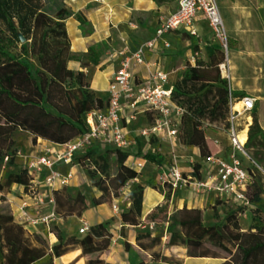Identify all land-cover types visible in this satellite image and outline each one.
Wrapping results in <instances>:
<instances>
[{
	"label": "trees",
	"instance_id": "16d2710c",
	"mask_svg": "<svg viewBox=\"0 0 264 264\" xmlns=\"http://www.w3.org/2000/svg\"><path fill=\"white\" fill-rule=\"evenodd\" d=\"M68 15L64 0H0V264H34L44 257H48L45 264H53V258L74 250H80V256L86 257L85 264H105L101 254L111 243L110 221L92 225L81 235H65L56 224L53 233L57 241L49 243L43 232L26 230L5 205V196L12 185L28 191L32 180L26 166L16 160L18 132L27 133L33 143L41 138L65 144L88 132L87 113L103 110L107 105V95L105 99L90 88L89 77L83 70L68 67L71 60L80 62L82 68L101 62L99 46L92 45L81 55L71 51L64 23ZM223 60V51L218 47L206 62L187 63L172 87L171 100L184 110L177 135L186 145L204 146L203 125L226 122L229 96L237 97L230 90L227 79L221 76L218 65ZM103 99L106 102L101 107ZM245 146L252 150L253 155H250L256 162L264 161V130L255 114ZM213 152L207 148L205 156ZM130 154L99 143L76 152L72 163L83 170L101 195L88 202L79 190L72 194L73 189L65 186L54 189L56 212L61 217L80 216L89 205L119 196L125 183L138 175L125 164ZM110 156L115 166L112 173ZM142 158L158 171L168 169L164 166V158L151 150ZM200 168V163L194 164L193 174L197 175ZM143 192L144 187L138 183L130 188L129 207L121 212L124 223L139 224ZM262 194L264 179L256 173L247 187V204L238 205L226 197L214 198L212 223H206L204 210L198 207L184 205L161 218L158 215L163 208L157 207L150 218L165 220L166 231L161 225L156 226L155 233L145 227L137 232L136 245L152 261L167 264L184 263L164 256L163 244L184 247L189 258L217 259L216 264H264V209L258 205ZM226 204L228 212L221 218L218 208H226ZM247 209L253 215L250 226L244 230L237 216ZM146 255H141L139 264H145Z\"/></svg>",
	"mask_w": 264,
	"mask_h": 264
},
{
	"label": "crops",
	"instance_id": "0c3cea01",
	"mask_svg": "<svg viewBox=\"0 0 264 264\" xmlns=\"http://www.w3.org/2000/svg\"><path fill=\"white\" fill-rule=\"evenodd\" d=\"M216 2L230 41L227 53L228 70L227 73H223L221 76L227 79L230 90L237 95V98L243 96L254 98V108L251 111V117L248 119L249 123L246 128V135L248 136L253 114L257 117L262 130H264V0H216ZM64 4L69 11L64 23L70 40L71 51L77 55L85 54L92 45L99 46L101 51V62L96 66L82 68L80 62L71 60L68 62V67L83 70L89 77L90 88L103 95L105 99L108 85L121 60V56L117 52L124 46L133 50L138 45L150 40L154 36L160 19L167 17L177 9L176 0H64ZM194 28L196 29V35H190L181 30H173L162 35L158 39L156 49L147 50L145 53L146 60L154 63L151 68L161 70L166 74V81L163 83L165 88L174 86L187 63L194 65L198 60L206 62L216 48L219 47L213 38L207 20L201 14L196 15ZM163 42H168L169 46L165 48ZM146 76V67L143 65L138 66L134 74L135 81L139 82ZM105 99L101 100V107H104ZM147 117H153L154 121L156 115L150 111L140 110L135 119L129 122L123 121L127 138L131 142L130 146L137 149L134 153L130 152L131 154L126 159L125 164L136 170L138 173L136 183L144 187L142 214L139 224L136 226L128 225L121 219V212L126 210L130 204L128 200L130 188L120 190L119 196L112 197L110 201L89 205L82 211L80 216H70V218H76L80 223L86 222L89 227L100 222L110 221L111 243L109 248L101 254L105 264H131V256L133 261L136 258L139 264L141 255L146 254L141 252L136 245L137 232L144 230L145 227L149 228L151 222L154 223V227L151 229L153 233H155L157 225H161L166 231L167 222L165 220L156 221L157 218H150V215L156 212L157 207L163 208V212L158 215V218H161L163 214L169 215L174 209L181 208L184 205L188 208L198 207L203 209L205 213L208 204H211L216 198L213 192H196L187 186L179 187L171 193L167 185L165 186L162 183V177L168 169L160 168L158 171L156 166L148 164L142 158L144 153L150 150L158 153L164 158V166L166 165L169 168L172 163H175L183 174L191 173L193 175L195 169L191 164L196 160L195 153L201 145H186L179 140L178 135L175 137H168L165 133L140 135L142 129L151 127L154 122L147 127H137L135 126L137 124L136 119H146ZM178 124L176 127H178ZM223 135L225 141L205 134L206 140L204 142L219 156L228 158L230 153L229 140L224 132ZM150 136L155 137L151 142L148 138ZM29 139L32 142L31 136H29ZM141 140H144V146L147 148L144 153L140 150ZM214 140L218 141V146H215ZM36 141L37 143L34 142V145H32L36 148L33 152L27 150L22 152L19 149L16 157L19 164L25 165L27 160L34 156L33 153L38 152L40 142L45 147L40 155L61 151L64 147V144H56L41 138ZM176 142L184 147L178 151L180 154L163 149L164 143L173 146ZM138 163L142 167H138ZM55 168L63 175H71L69 182L64 186L68 189L81 191L88 202L92 198H98L101 195V192L91 185L89 178L76 164L65 165L57 162ZM155 170L157 173H155ZM198 171L203 174L202 178L206 177L207 167L204 161L201 162V168ZM42 178L43 175L40 179ZM39 188L45 193L49 192L42 182ZM58 188L60 187L55 189ZM167 192H169V196H167ZM6 198L17 222H19L17 219L18 206L24 202L27 205V210L32 214L36 210L40 212L42 208H47V211L43 213L45 214L54 208V205L47 202L35 206L27 191L19 185H12L10 191L6 194ZM113 204L117 206V209L112 208ZM57 220V223L61 225L59 227L66 235L74 234L71 231L72 227H68L63 218L57 216ZM24 228L29 232L47 231L50 241L53 243L56 240L55 235L44 225L24 226ZM165 239L166 235L164 234L163 241ZM175 252L181 254L186 252V249L182 246L163 244L162 254L164 256L178 259ZM80 253V250H74L60 257H55L53 258V264H85L86 257H81ZM187 258L189 260L208 259ZM47 260L48 257H44L34 264H45ZM178 260L187 264L182 259ZM152 262L157 261H152L146 255L145 264ZM157 263L167 264L161 261Z\"/></svg>",
	"mask_w": 264,
	"mask_h": 264
},
{
	"label": "built area",
	"instance_id": "2783aa9c",
	"mask_svg": "<svg viewBox=\"0 0 264 264\" xmlns=\"http://www.w3.org/2000/svg\"><path fill=\"white\" fill-rule=\"evenodd\" d=\"M177 9L167 17L161 18L154 36L133 50L124 46L117 53L121 56L119 67L115 71L107 89V105L103 110H93L86 115V122L89 126L88 132L79 135L64 144L61 151H54L50 154H42L30 157L25 166L32 176L28 188V195L35 206L47 202L54 205L53 190L62 187L70 180L71 175H63L55 164L61 162L65 165L73 164L72 157L76 152L84 151L94 143L110 145L121 150H126L131 142L127 138V132L123 121L129 122L135 119L136 114L141 111H150L156 115L151 127L142 129L140 135L165 133L168 137L177 135L178 119L184 112L183 108L171 100L172 88H165L166 74L158 69H152L154 63L145 58L147 50H155L158 39L173 30H181L190 35H196L194 20L197 14H201L208 22L213 35L220 41L224 50V61L218 65L220 73H227L228 70V35L219 13L216 0H176ZM167 48L168 42H163ZM143 65L147 69V76L139 82L135 81V70ZM229 113L226 119L227 127L223 132L229 140L230 153L228 158H223L217 152L205 156L204 164L207 167L205 178L197 175L183 174L179 167L172 163L162 177V182L167 184L171 193L179 187L187 186L196 192H213L216 197H226L237 203L245 205L248 203L247 187L253 176L258 173L264 179V166L256 162L247 151L248 119L254 108V98L243 96L240 98L229 96ZM245 117L244 125L241 127L239 118ZM245 135L242 141L241 136ZM215 146L218 141L214 140ZM142 167L141 164H137ZM43 175V178L41 176ZM137 176L128 180L121 188H131ZM41 182L47 187L45 193L41 191ZM117 209L116 205H112ZM57 218L54 208L42 214L38 210L30 213L26 203L18 206L17 219L25 227L44 225L47 228ZM154 223L149 224L152 229ZM89 226L82 222L79 228L80 233H86Z\"/></svg>",
	"mask_w": 264,
	"mask_h": 264
},
{
	"label": "rangeland",
	"instance_id": "374dc122",
	"mask_svg": "<svg viewBox=\"0 0 264 264\" xmlns=\"http://www.w3.org/2000/svg\"><path fill=\"white\" fill-rule=\"evenodd\" d=\"M212 34H213V32H212ZM213 38L216 40V42L218 43L219 47L222 49L221 44H220V41L217 38H215L214 35H213ZM222 51H223V55H224V50L222 49ZM136 122H137V124L135 126H137V127H147L148 125L152 124L154 121H153V117L152 118L151 117L150 118L147 117L146 119H139V120L137 118L136 119ZM244 122H245V117L244 116H241L239 118V123L241 124V127L244 125ZM226 123L227 122H225V121H223V122H217L215 125H209V124L206 123V124L203 125L204 133L207 136H212V137L215 136V137H218L219 139H221L222 141H225L224 135H223V129H224V126H225ZM212 126H214V127H212ZM212 129H213V131H212ZM150 137H151V139H155L154 136H153L154 138L152 136H150ZM143 141L144 140H141V143H142V146L143 147L141 146V148H140V150L142 151V153H144L146 151V149H147V148H145L146 146H144L145 143ZM145 141H146V138H145ZM36 143H37V141H36ZM32 145H34V143H32L30 141L29 135L27 133H25V132H18L16 134V146L22 152L23 151H26V150L28 152H30V151L33 152L36 148L33 147ZM203 145L204 146L199 147L197 149V153H195V155H196V158L195 159L196 160H194L193 164L200 163V165H201V162L204 161L205 154H206V149L209 148V147H208V145L206 143L203 144ZM43 148H45V147H43L42 146V143L40 142L39 143V146H38V152H34L33 155L34 156L40 155L42 153V151H43ZM182 148H184V147H182L179 142L174 143L173 146H171V145H169L167 143H164L163 144V149L165 151L166 150L173 151V152H175L177 154H180L178 151L181 150ZM246 149H247V151L250 154L253 155L252 150L248 149L247 147H246ZM126 150L129 151V152H131V153H134V152L137 151L136 148H132L131 146H129ZM109 162H110V172L112 173L113 172V168L115 167L114 166V163H113V157L112 156H110ZM193 164H191L192 167L194 166ZM260 164L264 165V161L260 162ZM155 173H157L156 170H155ZM197 176H199L201 178L203 176V174L202 173H199ZM75 190L76 189H73L72 190V194L75 193ZM213 202H214V200L212 201V203ZM5 205H8V207H9L11 213H12L11 206H10L9 202L7 201L6 196H5ZM211 205L212 204H208V206L206 208L207 210L205 209L206 212L204 213V219H205L206 223H212L214 221V219L212 217V208H211ZM258 205H260L262 207V209H264V195L261 196V201L258 202ZM230 208H231V206H230ZM218 209H219L220 217L221 218H224L225 215H226V213L228 212L226 209H229V206H228V204H226V208H222L221 209V207H220ZM46 211H47V208H42V210H40V213L43 214ZM56 214H57L58 217H61L57 212H56ZM252 215L253 214H252L251 210L250 209H247L246 211L240 213L237 216V219H238L239 224H240V226H241L242 229L245 230V229H247L250 226ZM61 218H63L64 221L67 222L68 227H72V229H71L72 233H74L75 235H81L82 234V233L79 232V228L82 226V223H80L76 218H70V216L61 217ZM57 221L58 220L56 218L55 220H53L50 223V225L48 227V230L51 231L52 233L54 231V226L56 224L59 225V226H61L60 224L57 223ZM43 233L47 236V239H48L49 243H52L50 241L49 237H48L47 231H44ZM63 233L66 235L65 232H63ZM56 241H57V238H56V240H54V242H56ZM176 254L178 255V259L184 260V262H187V264L188 263H191V264H216L218 262L217 259H209V258L208 259L189 260L186 257V252H183L181 254L179 252V253H176ZM130 262H131V264H138V260L136 258H134V261H133V257L132 256L130 258ZM150 264H158V263L157 262H152Z\"/></svg>",
	"mask_w": 264,
	"mask_h": 264
},
{
	"label": "water",
	"instance_id": "95a60500",
	"mask_svg": "<svg viewBox=\"0 0 264 264\" xmlns=\"http://www.w3.org/2000/svg\"><path fill=\"white\" fill-rule=\"evenodd\" d=\"M19 37H20L21 42H24V37L21 34H19Z\"/></svg>",
	"mask_w": 264,
	"mask_h": 264
},
{
	"label": "bare ground",
	"instance_id": "6f19581e",
	"mask_svg": "<svg viewBox=\"0 0 264 264\" xmlns=\"http://www.w3.org/2000/svg\"><path fill=\"white\" fill-rule=\"evenodd\" d=\"M245 139V135H242L241 136V140L243 141Z\"/></svg>",
	"mask_w": 264,
	"mask_h": 264
}]
</instances>
